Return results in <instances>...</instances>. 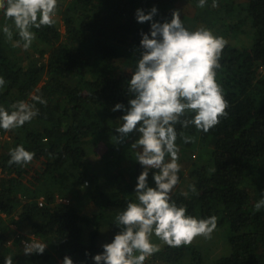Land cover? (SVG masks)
<instances>
[{
	"label": "trees",
	"instance_id": "trees-1",
	"mask_svg": "<svg viewBox=\"0 0 264 264\" xmlns=\"http://www.w3.org/2000/svg\"><path fill=\"white\" fill-rule=\"evenodd\" d=\"M198 3L58 0L65 30L57 21L32 29L36 39L27 50L14 21L0 10V106L11 111L23 100L38 110L19 128H0L6 134L0 138V264L9 255L13 264H61L66 255L75 264H95L93 257L121 230L115 218L136 201L144 170L135 160L141 149L131 147L139 133L117 142L124 110H112L117 103L128 106L142 33L151 32L152 21L138 22L136 11L156 7L154 20L163 23L187 5L194 15L186 28L204 27L227 41L215 72L228 115L206 133L175 125L183 166L171 198L186 206L187 215H215L218 223L211 238L197 236L179 247L153 234L160 251L144 264H264V208L254 207L264 198V0ZM181 134L194 140L185 143ZM20 144L35 153L33 161L9 165L10 150ZM154 172L148 176L153 187ZM28 234L48 245L43 254L24 253Z\"/></svg>",
	"mask_w": 264,
	"mask_h": 264
},
{
	"label": "clouds",
	"instance_id": "clouds-1",
	"mask_svg": "<svg viewBox=\"0 0 264 264\" xmlns=\"http://www.w3.org/2000/svg\"><path fill=\"white\" fill-rule=\"evenodd\" d=\"M206 3L207 0H199L198 6L203 8ZM58 6V0H0V10L14 21L25 50L36 39L32 29L56 23ZM157 12L156 7L147 14L143 9L136 11L138 22L152 21L151 32L150 35L142 33L143 52L129 81L128 106L117 103L112 109L124 110L120 117L123 123L116 128L117 142H123L134 132L139 133L131 147L141 149L135 153V160L144 170L135 187L136 201L129 202L115 218L121 230L112 242L103 245V252L93 257L95 264H144L146 258L160 251V246L151 241L153 234L167 245L179 247L190 245L197 236L211 238L217 228V216L187 215L186 206H178L171 192L179 182L181 167L175 125L181 124L184 128L194 125L198 131L206 133L221 117L228 115V102L215 72L220 67L219 58L227 41L204 27L190 31L184 26L179 10L173 11L170 22L163 23L154 20ZM2 31L11 41L12 28L5 24ZM13 46H19V42ZM4 84V78L0 77V86ZM32 100L47 104L40 95H33ZM10 107L11 111L0 106V128L6 131L19 128L38 115L35 104L23 100ZM189 114H192L190 119L184 118ZM5 136L2 132L0 138ZM183 140L187 143L194 137L183 135ZM10 156L9 165H27L33 161L35 153L20 144L10 150ZM150 170H155V187L149 186ZM190 187L196 191L195 185ZM254 207L256 211L264 208V198ZM47 246L36 239L25 240L24 253L43 254ZM5 264H13L11 255L5 259ZM61 264L75 262L66 255Z\"/></svg>",
	"mask_w": 264,
	"mask_h": 264
},
{
	"label": "rangeland",
	"instance_id": "rangeland-1",
	"mask_svg": "<svg viewBox=\"0 0 264 264\" xmlns=\"http://www.w3.org/2000/svg\"><path fill=\"white\" fill-rule=\"evenodd\" d=\"M193 15H194V10H193L192 6L191 5L185 6L184 9L180 12V16H181V20H182L183 24L184 25H187L189 23V21L192 19ZM54 18H55V20L57 22H59L61 24V27H62V29L64 31L65 30V25H64V22L62 20V16H61L59 10H57V14H56V16ZM182 160L183 159L181 157V159H179L178 163H181V165L183 166V164H182L183 161ZM93 208H94V205H92V206L89 205V207H88V209L91 210V211H92ZM13 227H16V225H13ZM89 230L90 229H88L86 231V234L88 233ZM18 231L19 232H21V231L24 232V231H26V229L25 228H22V229L21 228L20 229L18 228ZM26 233H27V231H26ZM28 235L31 237V240L32 239H36V240H38V241L41 242V239L39 237H36L34 235H31V234H28ZM9 238H10V241H12L14 239V237H12V236L9 237ZM31 240H29V241H31ZM112 240H110L109 242H112ZM60 261L62 262L63 260L60 258Z\"/></svg>",
	"mask_w": 264,
	"mask_h": 264
},
{
	"label": "built area",
	"instance_id": "built-area-1",
	"mask_svg": "<svg viewBox=\"0 0 264 264\" xmlns=\"http://www.w3.org/2000/svg\"><path fill=\"white\" fill-rule=\"evenodd\" d=\"M2 136V132L0 131V137Z\"/></svg>",
	"mask_w": 264,
	"mask_h": 264
}]
</instances>
